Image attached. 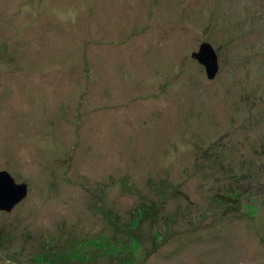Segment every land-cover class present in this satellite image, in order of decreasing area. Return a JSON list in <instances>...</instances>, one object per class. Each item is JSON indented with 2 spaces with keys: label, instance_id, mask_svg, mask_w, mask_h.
Returning <instances> with one entry per match:
<instances>
[{
  "label": "rangeland",
  "instance_id": "1",
  "mask_svg": "<svg viewBox=\"0 0 264 264\" xmlns=\"http://www.w3.org/2000/svg\"><path fill=\"white\" fill-rule=\"evenodd\" d=\"M1 170L0 264H264V0H0Z\"/></svg>",
  "mask_w": 264,
  "mask_h": 264
},
{
  "label": "water",
  "instance_id": "2",
  "mask_svg": "<svg viewBox=\"0 0 264 264\" xmlns=\"http://www.w3.org/2000/svg\"><path fill=\"white\" fill-rule=\"evenodd\" d=\"M191 57L203 66L207 79H213L219 69L218 57L208 42H202ZM27 195V184L16 183L5 170L0 171V211L10 212Z\"/></svg>",
  "mask_w": 264,
  "mask_h": 264
}]
</instances>
